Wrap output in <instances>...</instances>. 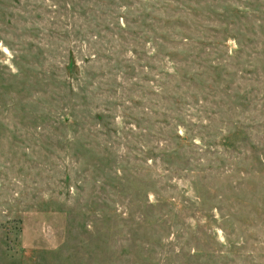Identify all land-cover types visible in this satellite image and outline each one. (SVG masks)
I'll list each match as a JSON object with an SVG mask.
<instances>
[{
  "label": "rangeland",
  "instance_id": "374dc122",
  "mask_svg": "<svg viewBox=\"0 0 264 264\" xmlns=\"http://www.w3.org/2000/svg\"><path fill=\"white\" fill-rule=\"evenodd\" d=\"M0 264H264V0H0Z\"/></svg>",
  "mask_w": 264,
  "mask_h": 264
}]
</instances>
